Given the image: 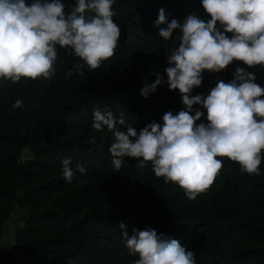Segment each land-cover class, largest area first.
<instances>
[{"label": "trees", "instance_id": "trees-1", "mask_svg": "<svg viewBox=\"0 0 264 264\" xmlns=\"http://www.w3.org/2000/svg\"><path fill=\"white\" fill-rule=\"evenodd\" d=\"M64 11L74 0H62ZM112 20L120 36L111 57L89 69L64 49H57L50 79L0 78V264H132L119 223L132 235L152 228L194 252L195 264H264V152L260 174L242 173L226 157L212 183L189 200L173 182L137 166L136 158L111 164L112 134L91 127L92 111L109 110L138 132L146 123L183 106L176 90L160 85L147 98L142 81L164 77L165 47L156 33L157 10L166 23L190 11L206 18L199 0H114ZM81 64L79 71L73 65ZM254 73L264 85V67L233 61L219 73L202 72L192 94H207L217 79L227 82L234 65ZM72 70L70 76L65 73ZM22 107H12L15 100ZM194 108L197 106H193ZM31 159L20 162L22 151ZM71 157L74 175L65 181L61 160ZM76 165L84 172L75 171ZM115 171V172H114ZM12 216L13 244L3 236Z\"/></svg>", "mask_w": 264, "mask_h": 264}, {"label": "clouds", "instance_id": "clouds-1", "mask_svg": "<svg viewBox=\"0 0 264 264\" xmlns=\"http://www.w3.org/2000/svg\"><path fill=\"white\" fill-rule=\"evenodd\" d=\"M113 3L74 0L65 12L62 0H0V78L50 79L58 48L96 69L113 55L120 36ZM199 6L206 18L190 11L166 23L164 10H157L153 26H166L158 27L156 36L168 41L175 33L177 43L163 49L164 77L156 73L138 90L147 98L166 85L178 92L183 107L164 112L159 123L148 122L138 132L123 113L114 118L109 110H93L91 124L111 132L107 150L115 170L124 157L136 158L140 168L149 162L154 176L176 184L189 200L218 174L223 161L217 157L236 162L242 173L259 175L264 152V85L255 82L253 72L236 64L227 82L217 79L206 95L192 94L202 72L219 73L233 61L264 67V0H199ZM80 67L73 65L76 71ZM12 107H22L21 100ZM60 163L63 179L71 181V157ZM75 171L84 168L76 165ZM118 227L127 252L138 256L132 264H195L194 252L176 239L152 228L133 227L129 236L123 223Z\"/></svg>", "mask_w": 264, "mask_h": 264}, {"label": "rangeland", "instance_id": "rangeland-1", "mask_svg": "<svg viewBox=\"0 0 264 264\" xmlns=\"http://www.w3.org/2000/svg\"><path fill=\"white\" fill-rule=\"evenodd\" d=\"M31 158H32L31 155L26 150H23L21 157H20V162H25L27 160H30ZM15 225L18 228H22V226H23L21 223L19 224L16 221L14 216H12V221L7 224L6 231H5L4 236H3L4 242L7 243V245L13 244V238H12L13 235L12 234H13V229L15 228Z\"/></svg>", "mask_w": 264, "mask_h": 264}]
</instances>
